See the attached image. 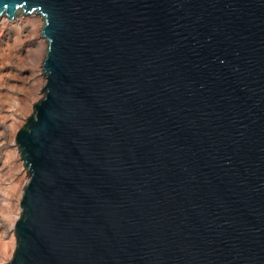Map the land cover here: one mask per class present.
I'll return each mask as SVG.
<instances>
[{
    "label": "water",
    "instance_id": "obj_1",
    "mask_svg": "<svg viewBox=\"0 0 264 264\" xmlns=\"http://www.w3.org/2000/svg\"><path fill=\"white\" fill-rule=\"evenodd\" d=\"M20 13L46 82L3 264H264V0H0Z\"/></svg>",
    "mask_w": 264,
    "mask_h": 264
},
{
    "label": "rangeland",
    "instance_id": "obj_2",
    "mask_svg": "<svg viewBox=\"0 0 264 264\" xmlns=\"http://www.w3.org/2000/svg\"><path fill=\"white\" fill-rule=\"evenodd\" d=\"M19 18L24 21L19 24ZM41 25L35 27L33 20ZM44 20L39 14L0 18V264L13 255V224L20 215L23 187L29 173L23 166L14 136L44 96L42 73L47 43L40 36Z\"/></svg>",
    "mask_w": 264,
    "mask_h": 264
},
{
    "label": "bare ground",
    "instance_id": "obj_3",
    "mask_svg": "<svg viewBox=\"0 0 264 264\" xmlns=\"http://www.w3.org/2000/svg\"><path fill=\"white\" fill-rule=\"evenodd\" d=\"M20 15H26V14H22V13H20L19 15H17V17L18 16H20ZM2 17H4V16H2ZM17 17L16 18H14V19H17ZM13 19V20H14ZM10 21H12V20H10ZM18 23L21 25V24H23L24 23V21L23 20H21L20 18H19V20H18ZM33 25H35V27H38V26H40L41 25V22H40V20L39 19H35V20H33Z\"/></svg>",
    "mask_w": 264,
    "mask_h": 264
}]
</instances>
